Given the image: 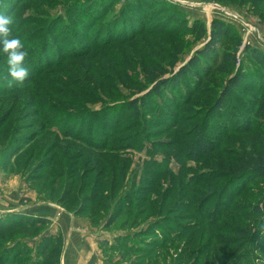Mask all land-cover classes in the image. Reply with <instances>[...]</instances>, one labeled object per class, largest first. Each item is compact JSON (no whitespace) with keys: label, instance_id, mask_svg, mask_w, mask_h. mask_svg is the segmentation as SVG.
Listing matches in <instances>:
<instances>
[{"label":"rangeland","instance_id":"obj_1","mask_svg":"<svg viewBox=\"0 0 264 264\" xmlns=\"http://www.w3.org/2000/svg\"><path fill=\"white\" fill-rule=\"evenodd\" d=\"M17 1L2 12L28 49L29 75L22 84L9 79L0 52L8 90L0 97L1 195L55 204L56 219L67 211L104 232L95 264H264V251L236 235L259 229L253 207L264 199V177L234 182L210 170L234 166L244 152L264 154V65L252 56L264 55V0ZM214 20L234 29L219 44L218 64L205 60L136 114L130 104L156 83L150 70L167 67L168 78L179 71L208 43ZM196 22L205 33L193 30ZM244 69L262 88L240 90V105L228 106L233 115L212 114L227 80ZM198 126L214 150L195 161L187 146ZM70 185L72 196L60 202ZM13 219L0 221L17 224L0 229V264H42L40 244L57 235L61 259L65 238L51 222Z\"/></svg>","mask_w":264,"mask_h":264},{"label":"trees","instance_id":"obj_2","mask_svg":"<svg viewBox=\"0 0 264 264\" xmlns=\"http://www.w3.org/2000/svg\"><path fill=\"white\" fill-rule=\"evenodd\" d=\"M17 4H18V1L16 2V0H6V2L2 6L3 8L0 7L1 9L0 14L5 13V12H2V10L3 11H6L8 9L14 10ZM192 28L193 30L197 31L200 34L206 32L205 26L200 22H196V24L192 26ZM52 30L53 32H56V29L53 27V25H52ZM233 31H234L233 26H231L230 24L220 21V20H214L211 26L210 39L208 43L205 45V47L202 50H199L196 56H194L185 66H183L175 74H172L170 78L164 77L165 75L168 74V71H169L167 67L157 65L154 69H151L149 72L151 79L152 81H156V83L154 84V87L149 91V93H146L144 97L138 98L132 101V103L130 104V107L135 111L136 114H139L141 106H144V107L147 106L149 102L148 101L149 97H151L152 95L156 97L162 96L165 94L166 89L171 88V86L176 87V88L180 87L182 84L181 80L185 78L187 75L191 74L194 68L200 67V65L205 60H209L214 64H218L215 56H216V53H218L219 44L220 42H223L224 40H227L233 37ZM182 53H183V49L179 47L173 54H171L170 62H169V67L171 68V70H173L178 64L179 55ZM252 56L253 58L257 59L258 61H260V63L264 65V55L263 54L255 50L254 52H252ZM225 61L228 64L230 63L236 64L238 62L236 60L235 53L226 54ZM223 68L224 70L228 72L230 70V67L228 66L223 65ZM7 77L9 79H12L10 76H7ZM255 85H256V78L254 75H251L249 71L246 72V70L244 69L242 71L240 70L239 72H235V74H233L227 80V84L221 96L218 98L217 102L212 108L211 113L221 116L222 113H226L225 111L229 112L228 110L230 109L228 106L231 103H235L234 106L236 104H239L238 101L241 95L238 92L240 90L249 89V88L259 90L260 88H262L260 84L257 86ZM6 91L8 90L0 87V97L5 95ZM232 110H230V112H232L231 114L233 115L234 112ZM251 110L252 109L249 106V107H246L245 111H251ZM101 118L103 119L104 116L102 115ZM229 118L231 117L229 116ZM230 123H233V121H230ZM57 125L59 126V124ZM215 126L213 125V128L215 129L218 128L217 126L216 127ZM222 132L223 133L230 132V130H228L227 128L225 129L223 128ZM91 144L89 145L90 148L92 149L94 148L96 150L100 149V152L105 151L104 149L105 146H101V145L94 146L95 145L94 143H91ZM213 150H214V142L208 137H206L201 127L198 126V128L196 129L195 138L187 146L188 155H190L193 160L200 161L202 156H210L211 153H213ZM210 170L212 172L219 170L220 173L224 175H228L234 182L242 181L244 178H247V177H253V176H263L264 177V154H258L257 152H251V153L244 152L238 156L236 164L234 166L225 167L224 164L215 165L212 163V165H210ZM72 192H73V187H71L70 185L69 187H67L65 191V195L62 198V200H60V202H64L69 197H71ZM253 212L260 217L259 229L257 231L253 230L252 227L239 229V230H236V235L238 236V238L244 239L245 241H250L252 243L254 242L253 244H255V247L257 249L264 251V199L260 201V204H257L256 206L253 207ZM9 215H11V217L4 218L6 220H3V221H9V220L15 221L13 218H19V219L23 218L25 221L28 217H30L27 220H30L32 225L33 224L35 225L37 223H41V224H46L48 222L50 223V221L45 217L33 216L29 213H25V214L10 213ZM0 221L3 222L2 220ZM16 225H17L16 223L10 224L4 228L0 227V229L11 230ZM110 226L111 225H108L107 228ZM156 228H159V227L156 226ZM63 244L64 242H63L61 235L45 237L38 248V252L41 255H43V258L41 260L42 264H50L51 262H53L54 257H52V255L56 256V254H58L56 258V264H59L60 263L59 255L62 253Z\"/></svg>","mask_w":264,"mask_h":264},{"label":"crops","instance_id":"obj_3","mask_svg":"<svg viewBox=\"0 0 264 264\" xmlns=\"http://www.w3.org/2000/svg\"><path fill=\"white\" fill-rule=\"evenodd\" d=\"M27 204L12 203L1 195L0 188V214L8 213H33L50 220L52 233H62L65 238V246L60 264H95L100 257L99 246L104 232L98 231L92 225L83 221L77 215L65 211L58 219V206L49 202L25 201ZM99 256V257H98Z\"/></svg>","mask_w":264,"mask_h":264},{"label":"clouds","instance_id":"obj_4","mask_svg":"<svg viewBox=\"0 0 264 264\" xmlns=\"http://www.w3.org/2000/svg\"><path fill=\"white\" fill-rule=\"evenodd\" d=\"M13 24L11 16L0 14V52L6 56L7 74L22 84L29 75L24 66L29 52L22 39L13 35Z\"/></svg>","mask_w":264,"mask_h":264}]
</instances>
